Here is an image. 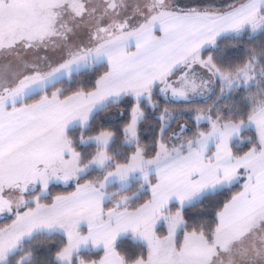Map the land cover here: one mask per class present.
<instances>
[{"label": "rangeland", "instance_id": "1", "mask_svg": "<svg viewBox=\"0 0 264 264\" xmlns=\"http://www.w3.org/2000/svg\"><path fill=\"white\" fill-rule=\"evenodd\" d=\"M231 1L228 3V0H0V97L8 94L14 96L25 95L24 98L19 100V102H22L28 93L32 94L40 91L57 80L69 77L70 74L94 64L107 63L104 57L113 54L112 51L105 49L108 45L124 38H130L129 40H131L135 37L133 35L143 29H152L156 33L158 38H155V42L160 43V46L162 45L164 54L175 45H180L177 50L184 48L186 45L188 46V44L193 46L198 42V39L203 38L199 37V32L190 33L189 29H192V27L184 23L187 18L209 15L210 13L216 18L220 10L225 11L239 5L237 3L229 7L233 4ZM252 17L245 24L250 22ZM182 20L183 23L180 22ZM255 23L257 24L256 28L250 25L252 33L264 27L263 21ZM242 30L240 29L234 34H240ZM193 36H197L198 39H192ZM219 36L217 35L214 39ZM210 45L212 43L204 42L198 49L190 46L187 58L171 67L166 75L186 61L190 62L194 58L199 60L203 48ZM133 48L134 46H131L129 49ZM165 57L169 58L171 56L167 55ZM254 65L255 61H250L242 67L245 70L244 72L236 70L231 72L232 75L227 79H222L220 74L211 69V66L206 62V66L214 72V77L218 79L221 90L225 91L236 85L249 82L252 73L255 74ZM153 84L146 89L123 94L132 93L140 98L149 93L148 91ZM95 89L96 86L91 91H76L64 97H60L58 90H55L50 96L42 97L52 96L64 99L71 94L79 93L87 94L88 99L93 96L91 93ZM121 95L94 103L90 109H88L86 103L79 105L69 112L65 124L53 126L52 131L44 137V140L28 145L15 155L0 162V264H4L9 255L20 248L24 240L40 232H59L65 236L67 245L58 252L61 255H58V253L55 255L56 261L60 264H71L75 253L88 248L103 249V254L96 260L79 264L99 263L105 254L103 243H100V245L79 243L80 237L90 233L86 222L81 221L77 226V235L74 236V242L78 246L71 248L67 255H63L69 244L65 229L60 227H33L29 230L34 220L32 212L36 209L37 203L41 205L53 203L54 198L48 200L45 198L49 186L51 184L74 185V190L69 194L58 197H68L77 191L89 188L95 190L97 188L96 190L101 192L99 193L101 196L99 201L105 218H107L109 210H135L150 200L151 187L157 180L160 164L167 162L176 153L184 154L197 140L207 136L213 130L211 128L208 132L198 136L184 150H167L161 147L151 160L145 159L141 154V149L138 148L130 156L127 163L118 165L114 171L106 173L98 183L79 181V177L90 167H101L107 161L105 148L109 143L110 135L107 137L106 142L98 141L99 150L87 163H84L81 161L79 153L71 146L66 130L70 126L85 124L94 111L109 101L118 99ZM261 108L257 109L246 120L240 121L243 128L231 141L239 139L243 130L253 129L259 144L257 148H250L246 152L251 150L256 153V159L250 161L254 164L239 168L234 180L223 187H221L222 183L213 182L205 192L198 196L194 195L190 199H185L182 204L175 199L168 201L155 217L154 226L151 232H148V237L137 234L140 236L139 239H142L141 241L132 235L135 240L141 241L147 246V254L142 259L146 260L150 252L153 257V264H198L197 260L204 263L210 258L208 257L209 252L203 256L202 248L195 249L196 247H193L192 243L195 240L190 237L196 235L202 236L206 243H210L201 233L185 231L181 238L177 239V234L183 223L181 219L174 224V217L177 209L181 211L183 206L199 200L207 192L229 186L242 177V186H244L251 174L254 175V172L260 170L262 166L264 167V114L260 113ZM67 109H70V107ZM134 113L137 116V121L140 113L137 111H134ZM240 122L230 121L225 123ZM225 123L217 124V127ZM95 140L97 139L95 138ZM213 147L214 144L209 146L207 156L212 153ZM229 151L232 157H239L232 154L230 145ZM210 162L212 163V161ZM130 166L134 167L130 168ZM125 172L126 174H124ZM240 176L241 178H239ZM151 178L153 179L152 183H150ZM135 180H141L144 184L150 183L147 188L150 197L146 202L135 209H130L123 207L129 198L127 197L114 200L113 206L106 207L104 205L115 192H105L107 184L116 183L120 186L118 190H121ZM93 198L95 197L93 196ZM92 201L94 202V199L89 203H92ZM172 203L177 204L178 207L172 213L166 214L165 212ZM165 214L167 215L166 218L164 217ZM161 222H164L166 233L163 236H157L155 229ZM125 235L115 238L111 245L112 249H114L115 241ZM148 238L152 241L151 246L148 243ZM191 250H193V253ZM114 251L116 252L115 249ZM28 257L29 255L23 256L16 264H24ZM124 264L126 263L124 262ZM130 264H134V262Z\"/></svg>", "mask_w": 264, "mask_h": 264}, {"label": "trees", "instance_id": "2", "mask_svg": "<svg viewBox=\"0 0 264 264\" xmlns=\"http://www.w3.org/2000/svg\"><path fill=\"white\" fill-rule=\"evenodd\" d=\"M239 1H231L233 4L229 7ZM257 21L264 22V8L241 28L243 30L240 34L220 35L214 39L212 45L203 48L199 60L194 58L175 67L154 83L147 95L138 98L132 93L123 94L94 111L85 124L67 128L66 135L70 144L84 163L99 150L100 145L95 138L101 131L107 130L110 133V140L105 148L107 161L101 167H90L79 177V181L98 183L106 173L127 163L138 148L147 160L153 159L161 147L167 150H184L198 136L208 132L213 121L216 124L244 121L264 106V27L255 33L250 28ZM209 54L221 71L228 73L255 61V74L252 73L251 80L245 84L236 85L227 91L221 90L214 72L206 66ZM200 60H205V63L201 64ZM107 71L106 62L94 64L30 94L17 105L50 96L55 90H58L60 97L76 91H91L97 80ZM134 111L139 112L140 117L135 122L136 136L133 138L126 131V127L131 124ZM258 144L254 130L248 128L241 132L239 139L231 142L230 148L234 156H240L250 148H257ZM242 181L243 177L229 186L207 192L199 200L183 206V224L177 239L185 231H194L211 242L218 212L242 188ZM152 182L151 178L150 183ZM149 184L135 180L121 190H118L120 186L116 183L107 184L105 192H115L104 205L113 206L114 200L129 197L123 207L135 209L149 199ZM74 188V185L51 184L45 198L48 200L65 196ZM177 207V204L172 203L165 213H172ZM165 233L164 222H161L156 227L155 234L163 236ZM66 245L65 236L59 232L36 233L24 240L4 264H16L25 255L29 257L24 264H60L55 255ZM114 249L126 264L144 258L148 250L143 242L135 240L131 234L118 238ZM102 254L103 249H84L73 255L71 264L96 260Z\"/></svg>", "mask_w": 264, "mask_h": 264}, {"label": "crops", "instance_id": "3", "mask_svg": "<svg viewBox=\"0 0 264 264\" xmlns=\"http://www.w3.org/2000/svg\"><path fill=\"white\" fill-rule=\"evenodd\" d=\"M261 8H264V0H240L238 6L225 11L220 10L216 18L210 13L209 15L188 17L184 23L192 27L189 29L191 34L199 32V37L203 39L213 31L216 32L215 37L233 34L240 30L245 22ZM213 21L217 23L214 24ZM180 22L183 23V20ZM231 24H238V27L227 26ZM133 36H135L132 38L133 40L124 38L105 48L113 52L112 55L104 57L108 63V71L103 75L104 77L102 76L97 81L96 89L91 94L95 96L100 91L108 94L97 102L116 98L125 92L148 88L154 82L161 80L171 67L176 66L184 58L186 59L188 48L192 46L188 44V46L177 50L180 46L177 44L178 46L175 45L164 54L162 45L160 46V43L155 42V38L158 37L152 29H143ZM204 42L208 41L204 39ZM131 46L134 48L129 49ZM167 55L171 57L166 58ZM117 88H127L128 90H121L119 94H115L112 90ZM30 94L28 93L26 97ZM86 95L75 93L64 99L52 96L42 97L20 105H17V102L25 95L8 94L1 96L0 130H2V136L0 139H3V146L0 148V162L15 155L28 145L44 140V137L52 131L53 126L65 124L69 112L86 103ZM69 104L70 109H67ZM241 123H225L218 126V130H212L207 136L197 140L184 154L176 153L167 162L160 164L157 180L151 187L150 200L137 209L151 205L153 200L152 189L159 183L158 177L162 172L167 171L168 180L159 184L157 194L160 197L165 196L169 189L179 182L188 167L198 165L201 162L197 157L190 155L194 151H199L202 154L204 163H208L210 159L215 164L217 157L222 158V172L227 173L231 179L222 183L221 187L234 180L239 168L254 164L250 162L256 159L254 151L250 150L239 157L230 155V142L243 128ZM212 144H214V149L207 156L208 148ZM178 156L185 158L180 164L176 163ZM208 174L215 179L213 172ZM210 184L203 191H198L194 195L198 196L205 192L211 186ZM96 189L89 188L87 191L91 193L92 197L99 196L100 198L99 193L101 192ZM172 199L177 200L174 197L167 199L161 204V208ZM92 203L94 202L92 201ZM158 212H148L139 218L141 226L148 232H151ZM125 234H131L142 241L137 235L139 232L133 233L130 229L117 232L116 237ZM190 238L195 240L192 243L193 247H196L195 249H203V256L209 252L208 257L210 258L204 263L197 260L198 264H264V167L262 166L260 170L254 172V175L251 174L245 185L218 212V223L212 242L206 243L200 235ZM79 243L93 245L91 233L80 237ZM191 252L193 253V250ZM87 264H100V262Z\"/></svg>", "mask_w": 264, "mask_h": 264}, {"label": "snow or ice", "instance_id": "4", "mask_svg": "<svg viewBox=\"0 0 264 264\" xmlns=\"http://www.w3.org/2000/svg\"><path fill=\"white\" fill-rule=\"evenodd\" d=\"M213 23H217L213 21ZM228 27L236 28L238 24L227 25ZM253 28L257 27L256 23H252ZM216 32H210L206 35V39L209 43L214 42ZM192 39H198L197 36H193ZM204 39H198V42L193 45L194 48L198 49L204 43ZM83 59V57H81ZM207 64L214 69L216 73H219L222 79H227L231 73L227 71H221V69L214 63L211 55L207 57ZM201 64L205 63V60H200ZM239 72H244L243 68L237 69ZM246 75V73H245ZM128 89H114L112 90L115 94H119V91ZM108 93L104 91L98 92L95 96L88 98L85 102L88 109L91 106L103 98ZM139 94V93H135ZM260 113L264 114V107L260 109ZM137 119L136 114L132 116L131 124L126 127V131L131 137L136 136L135 121ZM212 129L218 130L215 121L212 122ZM110 133L107 130L101 131L96 137L100 142H106L107 137ZM0 136H2V130H0ZM3 146V139H0V148ZM191 156L197 157L201 162L198 165L188 167L179 182L166 193L165 196L160 197L157 194L159 184L165 183L168 180L167 171L162 172L159 177V183L153 187V200L151 205H146L144 208L136 209L134 211H128L124 209L122 211L109 210L107 218L103 215V210L100 206L99 196L92 197L91 193L87 190L77 191L68 197H55L53 203L50 205H41L37 203L36 209L33 210L32 216L34 217L29 230L33 227H60L65 229L66 236L68 238V247L64 250L63 255H67L71 248L77 247L78 244L74 242V236L77 235L76 228L81 221L86 222L90 233L92 235L93 245L103 243L105 248V254L100 260V264H124L123 259L118 253L112 249L111 245L115 240L116 234L119 231L131 230L133 233L139 232L142 237H148V231L141 226L139 218L144 216L146 213H156L161 210V204L172 197H175L179 203H183L185 199L191 198L198 191H203L210 183L213 182H228L231 177L227 173L222 172L221 157H217L215 164L203 162L202 154L199 151L190 153ZM185 158L177 157L176 163L180 164ZM134 167V166H130ZM209 172L215 174V179ZM126 174V172L124 173ZM34 182V181H33ZM94 199V203L89 201ZM182 219V213L180 209H177L174 217V224ZM148 243L151 246V239L148 238ZM58 255H61L58 253ZM134 264H153L152 253L150 252L147 259L138 258Z\"/></svg>", "mask_w": 264, "mask_h": 264}]
</instances>
